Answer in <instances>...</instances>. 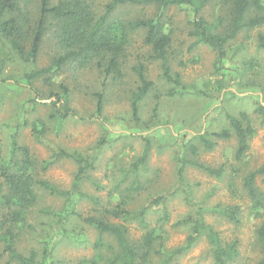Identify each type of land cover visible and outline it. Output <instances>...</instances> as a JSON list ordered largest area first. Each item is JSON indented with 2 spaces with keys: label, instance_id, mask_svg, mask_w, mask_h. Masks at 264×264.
<instances>
[{
  "label": "rangeland",
  "instance_id": "374dc122",
  "mask_svg": "<svg viewBox=\"0 0 264 264\" xmlns=\"http://www.w3.org/2000/svg\"><path fill=\"white\" fill-rule=\"evenodd\" d=\"M92 1L103 14L106 1ZM159 13L157 6L123 5L111 13L109 21L125 25ZM199 14L216 32H224L231 18L219 0H206ZM162 15L171 36L170 73L178 77L180 86L162 77L161 61L152 59L144 44V30L128 34L119 74L106 76L97 61L85 66L69 62L59 72L31 83L24 79L26 73L47 68L63 54L54 30L49 29L43 38L35 64L24 63L0 41V161L10 157L15 140L29 148L34 176L62 191L73 189L78 165L69 159H52L57 150L77 152L93 166L77 182L79 188L69 200L35 189L38 202L14 231L20 253L34 252L37 261L46 259L47 264H85L95 255L97 231L80 219L60 220L57 214L74 208L83 217L100 216L104 209L120 205L131 212L144 207L145 227L139 222L124 224L133 242L141 244L148 230H156L147 264H161L160 252L186 246L191 235L186 218L197 213L219 233L223 246L234 244L237 254L227 264H257L262 259L258 230L264 225V176L255 178L254 196L245 181L264 165V110L258 112L259 106L264 107V49L257 43V36L264 35V24L239 31L219 58L207 45L192 47V9L174 6ZM139 65L153 87L139 103L136 121L131 96L139 86L135 72ZM63 87L74 116L57 127L50 96L62 93ZM98 95L102 111L96 117ZM242 113L254 134L246 153L237 158L238 140L226 115ZM223 130L230 131L228 139L214 140L212 149L204 147L202 135L209 138ZM46 162L51 163L45 167ZM189 162L219 174L211 175ZM158 198L160 205L154 206ZM232 212L234 221L228 216ZM103 241L114 245L109 237ZM3 248L0 242V252ZM102 251L109 255L106 248ZM8 261L3 254L0 264H16ZM169 264H213L208 239L199 237Z\"/></svg>",
  "mask_w": 264,
  "mask_h": 264
},
{
  "label": "trees",
  "instance_id": "16d2710c",
  "mask_svg": "<svg viewBox=\"0 0 264 264\" xmlns=\"http://www.w3.org/2000/svg\"><path fill=\"white\" fill-rule=\"evenodd\" d=\"M103 14L99 15L92 0H0V41L6 42L12 52L24 63L35 64L39 49L49 29H53L57 44L63 51L62 55L55 57L47 68L31 70L26 73L24 79L31 83L45 76L53 75L69 62H78L85 66L97 61V67H102L106 76L120 73V63L125 56L127 36L137 30H144V44L150 48L151 58L161 61L162 77L169 83L180 86L177 76L170 73L167 58L171 45L170 33L165 31V23L162 21L163 11L174 6L189 7L193 11L191 36L195 39L192 47L207 45L217 51L219 58L224 53L227 42L233 39L237 33L245 28H257L264 24V0H219L223 6H227L231 13L228 27L224 32L212 30L208 23L200 16L201 9L206 0H105ZM157 6L159 14L155 18L134 20L126 23L109 21L111 13L119 6ZM258 47L264 49V35L257 36ZM144 67L135 68L139 86L131 96V110L134 120L138 121L139 103L150 93L153 83L147 79ZM62 93H53L52 119L57 127L74 116V111L67 107L66 97L68 91L62 88ZM96 117L102 111V96L98 95ZM263 106L258 107L262 113ZM229 128L238 140L236 157L241 158L248 150L249 138L254 134L246 114L238 117L226 115ZM231 136L229 130L212 133L209 138L201 136L204 147L212 149L214 140H224ZM148 148V146H147ZM147 149L144 152L140 164L144 163ZM54 160L69 159L78 165L73 189L62 191L50 183L38 180L34 176V160L29 148L18 145L12 141L10 157L0 161V210L3 211L0 218V242L4 248L0 252V261L3 254H7L9 263L16 264H47L37 261V254L31 252L28 255L20 253L15 248L18 225L25 222L28 213L38 202L35 189L38 187L51 195L71 198L78 190L77 182L81 181L87 169H91L92 161L77 152L57 150L53 154ZM51 162H46L45 167ZM188 164V163H184ZM211 175H218L219 171L209 168L197 162H189ZM183 166H180V171ZM45 170V168H42ZM257 176H264V165L250 173L245 181L248 193L255 195L253 182ZM160 198L154 201V206L160 205ZM144 207L137 212H131L120 205L104 209L100 216H82L72 208L69 213L57 214L60 220L69 217L80 219L85 225L95 229L99 235L94 249L95 255L85 264H147L150 251L155 240L156 230H148L142 237V242H133L128 236V229L124 225L128 222H139L146 226L144 221ZM235 213H229V218L236 220ZM113 220H117L112 221ZM191 229L186 246L171 251H162L161 264H169L174 257L183 250L188 249L199 237H206L211 246L213 264H227L235 258L237 252L234 244L223 246L219 233L203 222L202 216L197 213L194 217L186 218ZM103 237L112 239L113 244L103 241ZM258 239L263 250V257L257 264H264V225L258 230ZM106 248L109 255L103 253Z\"/></svg>",
  "mask_w": 264,
  "mask_h": 264
}]
</instances>
